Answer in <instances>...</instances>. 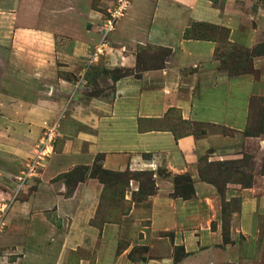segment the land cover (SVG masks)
<instances>
[{
    "label": "crops",
    "instance_id": "1",
    "mask_svg": "<svg viewBox=\"0 0 264 264\" xmlns=\"http://www.w3.org/2000/svg\"><path fill=\"white\" fill-rule=\"evenodd\" d=\"M0 3L4 5L0 6L2 14L18 13L7 25L9 31H1L0 62L9 63L19 77L25 68L30 75L43 67L42 78L36 74L28 75L32 81L44 86L38 89L39 99L32 101L25 95L19 98L21 101L17 106L27 110L26 117H23L24 111L16 119L23 134L29 130L30 120L39 123L43 117H54L59 112L63 113L61 116L93 127L92 133L79 132L77 137L88 139V153H104V167L133 169L129 165L138 163L143 169L164 158L168 171L181 173L197 160L205 147H219L226 138L215 133H206L202 137L191 132L176 133L168 127L171 118L233 129H241L247 122V110L236 109L235 103H223L221 91L219 98L213 101L203 97V85L210 81L212 85L224 78L223 73L212 66L215 43L183 36L185 28L193 21L226 24L223 6L217 7L210 0H149L146 5H131L113 40L119 48L123 47L117 57L119 64L110 66L111 69H127L128 73L115 79L108 78L112 87L106 99L105 96H86L83 89L76 87V80L67 79L65 74L69 65L58 66L61 67L56 71L61 74L58 80L51 68V60L60 58L71 63L75 55L84 50L89 30L82 22H96L98 18V11L93 5L91 7L89 0H1ZM33 63L39 66L32 67ZM245 84V90L253 85L248 80ZM32 87L33 84L28 83L27 88ZM54 91L58 96H52ZM37 109L41 110L38 112ZM16 151L13 157L30 153V148L20 143ZM78 152L74 154L75 160L80 158ZM2 153L0 197L6 194L3 181L7 175L15 174L23 163ZM179 160L184 170L175 167ZM56 167L54 165L52 170L56 171ZM164 184L171 188L169 180ZM156 185L159 187V181ZM39 187L44 191L51 189L44 178ZM102 187L95 178L88 177L78 181L69 196L65 194V184L60 181L51 196L31 194L25 200L0 198V209L5 211V226L0 231V264H129L124 260V254H116L121 228L114 223H104L99 230L90 224L95 200ZM148 201H153L150 215L145 217L147 205L134 203L126 216L131 217L133 223L150 217L156 232L165 229V221L175 219L181 206L187 207V220L190 219L193 207L189 200L167 197L161 205H156V200ZM258 203L264 206V200ZM164 205L169 206L165 208ZM50 206L54 208V214L44 211ZM248 218L249 215H243L242 222H247ZM232 238L234 241L227 244L226 250L216 252V260L223 264L245 260L243 253L237 250L239 237L233 230ZM88 255L94 258L85 257ZM194 256L188 254L183 264L187 261L197 264Z\"/></svg>",
    "mask_w": 264,
    "mask_h": 264
},
{
    "label": "rangeland",
    "instance_id": "2",
    "mask_svg": "<svg viewBox=\"0 0 264 264\" xmlns=\"http://www.w3.org/2000/svg\"><path fill=\"white\" fill-rule=\"evenodd\" d=\"M89 1L91 7L93 5L98 11V18L96 22H82V25H88L89 30L84 50L80 54L77 53L71 63L60 58L51 60V68L55 70V73L52 72L55 80H58L61 75L56 72L61 70L58 66L69 65L65 76L67 79L76 80V87L83 89L86 96H105L108 99L112 87L108 78L111 76L115 79L121 72L128 73L127 69L110 67L119 64L117 57L123 49L113 42L119 23L131 5H146L149 0H125L129 5L123 14L111 18L107 17L118 0ZM214 1L217 7L223 6V21L226 24L211 23L221 27L201 26V29L205 30H200L204 35L217 40L214 42V50L216 46L218 50L212 66L217 72H222L224 78L221 82H213L211 85L210 81L203 85V97L207 101H213L219 98L221 91L223 103H235L236 109H246L247 122L241 129L225 125L187 123L179 117H173L168 127L176 133L191 132L196 137L215 133L223 135L226 142L223 141L221 146L215 148L213 147L216 145L205 147L206 150L197 160L188 164L187 169L181 173L168 171L164 158H159L143 169L138 167V163L129 165L133 169L106 168L103 166L104 153H88V139L77 137L79 132H93L89 123L74 121L57 112L54 117H43L39 123L37 120H30L26 134L20 131L16 119L25 110L17 106L21 101L19 98L25 95L30 96L32 101H37L41 94L38 89L44 86L28 77L27 68L19 73V77L9 63L2 61L0 155L4 152L17 163H23L15 174L7 175L3 181L6 194L0 198L25 200L31 194L38 197L51 196L56 192L60 181L65 184V194L69 196L78 181L100 176L104 185L99 178H95L103 187L98 200H95V211L91 217L92 219L94 215H99L97 220L100 226H93L100 230L104 223H114L121 228L116 254H124V260H128L129 264H183L188 254H195L197 264H223L221 260H216V252H223L227 244L233 243L232 230L236 237H239L237 250L245 256V260L236 264H264V206L258 203L259 200H264V0ZM17 14L15 11L5 14L0 12V37L1 31H9L7 25L14 21ZM106 41L108 45H104ZM38 63H33L32 67L39 66ZM73 70L76 73H73ZM48 73L50 74V71ZM32 74L42 78L43 67L29 76ZM247 80L253 85L245 90ZM28 83H32L33 87L27 88ZM33 88L36 91L31 92ZM53 95L58 96L56 91ZM40 110L37 109L38 112ZM23 114V117H26L27 110ZM53 125L55 135L52 143L46 144V153H41L43 138H46L45 134ZM20 143L28 145L30 153H19L23 155L13 157L14 153L17 154L16 147ZM77 151L80 158L75 160L74 154ZM54 165L58 166L56 171L52 170ZM99 167L124 173L105 175L106 173L97 171ZM175 167L184 170L180 160L175 163ZM1 178L3 177L0 173V183ZM43 178L51 185L49 191L39 190L42 189L39 184ZM167 180L171 182V188L165 186ZM157 181L159 187L156 185ZM26 190L29 191L28 194ZM167 197L189 200L193 207L190 219L187 220V207L181 206L175 219L172 222L165 221V229L156 232L155 223L150 217L133 223L131 217L126 216L136 203L147 205V217L150 215L149 209H152L150 205L153 204V201L150 203L148 200H156V205H161L162 200ZM164 206L168 208L169 205ZM44 211L55 213L52 206L46 207ZM4 212L0 209V231H3L5 226ZM243 215H249L247 222H242ZM104 220L106 222H103ZM253 253L257 256H253ZM85 257L94 258L92 255ZM191 260L193 261V257ZM187 264L191 262L187 261Z\"/></svg>",
    "mask_w": 264,
    "mask_h": 264
},
{
    "label": "trees",
    "instance_id": "3",
    "mask_svg": "<svg viewBox=\"0 0 264 264\" xmlns=\"http://www.w3.org/2000/svg\"><path fill=\"white\" fill-rule=\"evenodd\" d=\"M213 3H215V1L213 0ZM201 26H212V27H216V28H220L218 27L217 25H214V24H211V22H206V21H193L191 22V24L189 26H187L183 32V36L184 38H191V39H197V40H211L213 42H217V40H215L213 37H209L208 35H204L203 33H201V30H205V29H201ZM201 29V30H200ZM193 30V31H192ZM192 31V32H191ZM218 50V47L216 46V49L214 50L213 52V56L214 58H216V52ZM127 72H121L119 74V76H124L126 75ZM116 78V77H115ZM252 98V97H251ZM187 122V121H186ZM188 123V122H187ZM98 172H103L105 175L107 174H121V173H124L123 171L121 172H117V171H109V170H106L102 167H99V169L97 170ZM98 175V174H97ZM101 175V174H99ZM94 177V176H92ZM97 179L99 178V180L101 181V183L104 185V180L103 178H101L100 176H96ZM95 177V178H96ZM116 181V180H114ZM116 182H121V180H118ZM117 185V184H116ZM95 217H93L91 220H90V224L91 225H94V226H97L99 225L98 223V218H99V215H94ZM103 222H106V220H104ZM100 226V225H99ZM102 226V225H101ZM101 229V227H100Z\"/></svg>",
    "mask_w": 264,
    "mask_h": 264
},
{
    "label": "built area",
    "instance_id": "4",
    "mask_svg": "<svg viewBox=\"0 0 264 264\" xmlns=\"http://www.w3.org/2000/svg\"><path fill=\"white\" fill-rule=\"evenodd\" d=\"M128 5H129L128 2L126 3L125 0H118V2L116 3V6L110 10L109 16L107 18L121 16L123 14V11L126 9V7ZM110 22L111 21H109V23ZM104 45H108L107 41L104 43ZM54 129H55V126L53 125L50 128V130L45 134L46 138H43L42 147L40 148V149H42L41 153H46V151L48 150L46 148V144L50 145V143H52V140H53L54 135H55ZM0 226H2V223H0Z\"/></svg>",
    "mask_w": 264,
    "mask_h": 264
}]
</instances>
